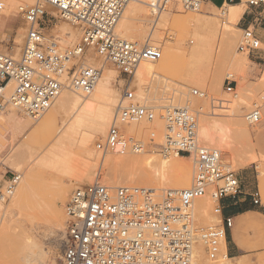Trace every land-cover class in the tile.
<instances>
[{
    "label": "rangeland",
    "instance_id": "rangeland-1",
    "mask_svg": "<svg viewBox=\"0 0 264 264\" xmlns=\"http://www.w3.org/2000/svg\"><path fill=\"white\" fill-rule=\"evenodd\" d=\"M34 2L0 0L3 5L0 10L1 54L15 59L20 57L27 30L20 8L31 6ZM142 10L147 13L149 9L144 7ZM223 10L221 19L220 10L208 13L202 5L199 12L185 11L177 0L169 3L164 11L154 9V21L137 28L138 32L148 37L157 35L159 38L155 45L161 52L162 61L155 63L152 75L141 80L136 75L126 77L89 48L81 57L70 61L69 75L63 78L66 87L51 108L39 118L30 119L12 108L0 113V188L3 191L12 177H20L13 195L0 200V264H26L21 246L26 237L22 233L45 256L44 262L39 264H61L68 221L65 206L70 195L81 187L98 183L113 189H146L161 198L168 190L156 187L172 185L176 179L169 169H165L161 177L157 173H147L148 180L139 181L143 169H110L104 164L106 160H152L158 167L162 163L184 167L190 171V179L185 188L179 189L189 188L194 178L192 161L185 157L163 159L158 155L164 135V122L160 116L167 109H187L194 114L199 144L217 150L224 169L238 179L240 192L252 195V206L264 207V183L260 185V180L264 179V71L260 77L250 76L248 54L238 51L243 33L235 30L236 21L224 18L226 8ZM46 12L47 16L41 21V32L48 45L65 50L80 43L81 31L78 27L61 19L52 7H47ZM160 15L167 20L165 25L159 19ZM117 31L116 28V35ZM71 35H74L72 41L69 39ZM132 43L147 46L138 41ZM260 48L264 49L263 46ZM80 67L101 71V77L89 97L74 93L68 85L71 75ZM227 78L232 81L231 93L226 91L224 84ZM100 85L105 96L95 98ZM127 86L135 92L138 103L155 110L156 117L151 123L124 127V135L150 147L143 155H102L96 151L95 145L105 139L122 91ZM193 91L203 96L194 95ZM67 94H73L77 99L74 106L63 103L62 96ZM88 103L92 104L93 110L86 114L83 109ZM99 110H107L109 114L108 126L103 133L94 130ZM246 115H256L258 123L249 124ZM5 133L11 136L8 144L4 143ZM247 139L251 142L249 145H246ZM85 141L87 145L84 149ZM213 192L214 187L208 188L206 195L193 203L196 228L221 225L219 215L213 212L216 206ZM50 194L61 214L64 233L60 245L41 241L36 235L45 230L50 221L46 203ZM254 199L259 200L258 205L253 203ZM200 203L209 205L212 210L208 207L206 212L202 211ZM261 238L264 239V232ZM242 239L251 247L258 241L253 231ZM52 253L57 256L54 262L48 260ZM224 254L222 250L217 260L211 261L199 244L195 249L196 264H264V251H249L234 261H225Z\"/></svg>",
    "mask_w": 264,
    "mask_h": 264
},
{
    "label": "built area",
    "instance_id": "built-area-1",
    "mask_svg": "<svg viewBox=\"0 0 264 264\" xmlns=\"http://www.w3.org/2000/svg\"><path fill=\"white\" fill-rule=\"evenodd\" d=\"M130 1L35 0L31 6L20 8L27 27L25 42L18 59L0 53V113L12 108L30 119L39 118L66 87L63 78L69 75L70 61L89 48L126 77H134L142 62H158L159 49L141 47L116 35V26ZM174 1L159 0L153 8L164 11ZM177 2L190 12H199L204 5L203 0ZM245 3L250 7L264 6V0ZM2 7L0 4V10ZM47 7L56 9L61 19L80 29L81 41L74 48L56 49L45 42L41 21L47 16ZM223 12L220 9L221 19ZM260 46L254 32L246 29L238 51L249 55ZM100 77V70L80 67L68 85L74 93L87 97ZM224 84L231 93V79L227 78ZM193 94L203 96L197 91ZM155 117V110L138 103L135 92L125 87L105 139L95 145L96 151L118 156L147 153L150 145L126 137L124 127L151 123ZM160 118L164 135L158 155L163 159H190L194 165L192 185L181 191H166L161 198L146 189H113L98 183L75 190L65 206L68 221L61 264H196L195 249L199 244L211 261L222 254L232 220L225 218L217 227L196 228L192 204L214 187L213 212L221 217V200L239 196L240 183L224 169L218 151L199 144L193 113L167 109ZM245 119L249 124L258 123L256 115H246ZM19 180V176H14L3 191L0 188V200L13 195ZM253 203L258 205L259 200L254 199Z\"/></svg>",
    "mask_w": 264,
    "mask_h": 264
},
{
    "label": "bare ground",
    "instance_id": "bare-ground-1",
    "mask_svg": "<svg viewBox=\"0 0 264 264\" xmlns=\"http://www.w3.org/2000/svg\"><path fill=\"white\" fill-rule=\"evenodd\" d=\"M22 1L30 2L32 0H22ZM158 1L159 0H131L129 2L130 6H129L126 14L124 15V17L120 21V23H118L116 26V28L118 30L117 32H118L119 38L125 39L127 42L138 41L141 44L145 43L147 46H150L152 48L155 47L156 49H158V47H156V45H155V43L158 44V42H159V38L157 35H151L152 37H148V35H146L142 32L140 33L137 31L138 30L137 28L140 27L141 25H143L144 23H150V22L152 23L154 21L153 19H154L155 14L153 12L154 11L153 7L156 6ZM144 7H147V9H149L147 13H143L142 9ZM238 13H239L238 7L226 8V13H224V18L226 17V18L232 19L233 21H236ZM161 14L163 15V12H161ZM162 15L159 16V19H162L163 20L162 22L165 25L167 20H165V18H162ZM236 31L240 32L238 30H236ZM69 39H70V41L74 40V35H71L69 37ZM160 61H162V60H159L158 62H160ZM137 68L138 69L136 70L135 75L137 76V78L139 80H141L150 74L152 75L153 70L155 68V63L142 62L138 65ZM7 91H8L7 94L10 95L11 91H12L11 85L8 86ZM91 94L89 96H91ZM89 96H87V97H89ZM97 96H99V97L105 96L102 85H100V87L98 88V91L96 92L95 98ZM62 99L64 100L63 103L68 104L69 106H74L76 101H77V99L75 98V96L73 94L64 95V96H62ZM60 100H61V98H60ZM92 110H93L92 104L88 103L84 106L83 112L87 114V113H91ZM108 120H109L108 111L107 110H99L96 114V119H95V128H94L95 132L96 133H103L108 126ZM5 135H7V136H5L6 140H4V143L8 144V143H10L11 136L9 133L8 134L5 133ZM246 142H247L246 145H249L251 143L249 139H247ZM86 145H87V141L83 142V148L84 149L86 148ZM178 158H180V157H178ZM104 164L108 165L110 167V169L111 168L112 169L119 168V167L120 168L128 167L129 169L141 168L144 171H143V174L140 177H138L139 181L148 180L149 177H148V175H146L147 173H150V174H156L157 173L161 177L162 171H164L165 169H169V171L176 177V179L173 181L172 185L171 184H167V185L163 184L162 187H160V185H159V187H156V189L158 188L161 190L162 189H167L168 191L184 190V189H179V188H185V186L188 184L189 179H190V171L188 169L181 167V166H178V165H172V164L167 165L166 163H162L158 167V166H156V163H154L152 160L151 161L146 160L144 162H138V161L136 162V160L134 161V160H131L129 158H122L119 160H114V159L109 160V161L106 160V161H104ZM145 169L147 170L146 172H145ZM261 183H264V179H261ZM58 188H60V187H58ZM169 188H175V189H169ZM22 193H24V191ZM55 194H56V192H55ZM46 203H48L47 207H48V211L50 212V215H49L50 221L48 224L46 223L47 226H45L46 227L45 230H43L42 232L36 233V235L41 241H49V242L55 243L57 245H60L62 242L61 236L64 233L63 226L61 223V214L55 207L52 195L49 197V200ZM208 207L210 208L209 205L207 206L205 204H202V205H201V203L199 204V208L202 209V211H204V212L207 211ZM210 210H212V209L210 208ZM21 235L26 237L23 239V244L21 243L22 244L21 246L24 249L22 251L25 252V255H23L24 257H22V258H24L23 261L26 262V264L31 263V262H34L36 264H39L40 262L41 263L44 262L45 256L42 253H39V251L37 250V247L35 246V243L32 242V240H30L27 236H25L24 233H22ZM20 240L22 241V238ZM223 247H224V244H223ZM49 255H51V256L48 258V260L50 262H54V260H56L57 256L54 255L53 253L49 254ZM195 259H196L195 261H197V257ZM224 259H225V261H229L225 254H224Z\"/></svg>",
    "mask_w": 264,
    "mask_h": 264
},
{
    "label": "crops",
    "instance_id": "crops-1",
    "mask_svg": "<svg viewBox=\"0 0 264 264\" xmlns=\"http://www.w3.org/2000/svg\"><path fill=\"white\" fill-rule=\"evenodd\" d=\"M203 1L204 9L208 13L222 8L238 7L239 13L235 29L242 33L246 29L252 30L264 47V6L250 7L243 0ZM248 61L250 63V76L260 77L264 71V49L251 52L248 55ZM251 196V194L243 191L236 198L227 197L221 200L222 215L219 216L220 221L225 218L232 220V227L227 231V239L223 247L229 261L243 257L244 253L249 251L257 253L264 251V239L261 238L262 232H264V207L261 205L252 206L250 203ZM250 231L256 232L258 240L252 247L246 245L242 239Z\"/></svg>",
    "mask_w": 264,
    "mask_h": 264
}]
</instances>
